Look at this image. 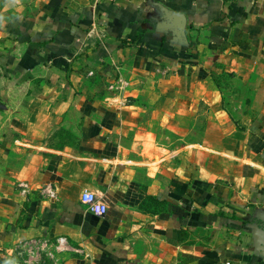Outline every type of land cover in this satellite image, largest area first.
<instances>
[{
  "label": "crops",
  "instance_id": "1",
  "mask_svg": "<svg viewBox=\"0 0 264 264\" xmlns=\"http://www.w3.org/2000/svg\"><path fill=\"white\" fill-rule=\"evenodd\" d=\"M0 16V264H30L33 238L66 240L68 264H264V0H0ZM216 67L249 93L228 169L133 160L149 104L225 119Z\"/></svg>",
  "mask_w": 264,
  "mask_h": 264
},
{
  "label": "rangeland",
  "instance_id": "2",
  "mask_svg": "<svg viewBox=\"0 0 264 264\" xmlns=\"http://www.w3.org/2000/svg\"><path fill=\"white\" fill-rule=\"evenodd\" d=\"M215 78L222 77L219 85L223 100L220 112L225 111L226 117L223 120L217 119L214 115L212 105L197 104L194 107L192 119L185 115L184 111H179L178 119L170 122L164 120L163 112L158 113L153 118V105L145 108L143 123L139 128L135 126L137 136H129L127 139L129 145H137L135 151H132V159L137 162L155 163L162 165L167 171L168 168L178 167H200L202 165L222 168L227 170L229 157L233 150L240 147L246 128L243 116L246 112V105L243 103L248 91L243 88L241 78L235 79L234 76L226 73L222 67H216ZM149 87L143 90H148ZM214 107V106H213ZM179 108V106H178ZM211 108V109H210ZM210 112L209 114H206ZM206 117H209L206 119ZM185 147H188L185 150ZM185 150V151H184ZM161 163V164H160ZM191 164V165H190ZM164 170V169H163ZM34 242L28 239V244H24V249L17 256L19 259L28 260L30 264H68L74 256V250L69 246L66 240L54 242V244H42L37 238ZM11 257H15L14 249H10Z\"/></svg>",
  "mask_w": 264,
  "mask_h": 264
},
{
  "label": "built area",
  "instance_id": "3",
  "mask_svg": "<svg viewBox=\"0 0 264 264\" xmlns=\"http://www.w3.org/2000/svg\"><path fill=\"white\" fill-rule=\"evenodd\" d=\"M81 200L89 208V210H91L95 215L99 217H103L108 213L109 208L107 204L104 203L103 200L98 198L95 193L89 190H85L83 192Z\"/></svg>",
  "mask_w": 264,
  "mask_h": 264
},
{
  "label": "clouds",
  "instance_id": "4",
  "mask_svg": "<svg viewBox=\"0 0 264 264\" xmlns=\"http://www.w3.org/2000/svg\"><path fill=\"white\" fill-rule=\"evenodd\" d=\"M12 3H19V0H11ZM5 25V18L0 16V28H3ZM5 264H16L15 260H6Z\"/></svg>",
  "mask_w": 264,
  "mask_h": 264
}]
</instances>
